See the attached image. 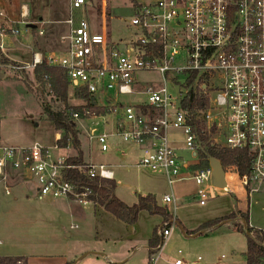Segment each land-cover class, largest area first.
<instances>
[{"label": "built area", "instance_id": "1", "mask_svg": "<svg viewBox=\"0 0 264 264\" xmlns=\"http://www.w3.org/2000/svg\"><path fill=\"white\" fill-rule=\"evenodd\" d=\"M131 6L133 16L126 29L117 30L111 24L108 0H99L97 8L89 0H70L64 21L68 30L60 38L67 43L64 55L36 51L25 67L33 70L44 64L65 71L72 95L87 98L82 112L71 118L86 122L88 141L101 152L110 150L111 138H120L140 151L137 166L162 174L170 187L188 173L197 185L192 199L201 206L228 194L239 198L240 192L250 201L264 191V0H131ZM90 10L97 13L96 20L80 17ZM27 15V6L22 5L20 23L28 28ZM9 32L13 37L21 34L18 27ZM5 37L7 32L0 30L1 52ZM191 91L208 102L199 114L212 146L252 155L245 176L235 166L223 167L225 188L214 185L209 159L208 166L197 168L202 145L192 124L200 118L183 108ZM89 104L98 112L86 109ZM175 131L182 133L181 148L174 145ZM61 139L56 133L53 147L0 144L4 193L10 196L15 184H32L39 199L96 205L91 189L70 180L68 173L78 170L90 180L115 181L114 171L104 164L69 163L70 157L59 154L64 149ZM181 149L194 164L179 155ZM180 200L163 197L172 221L161 231L154 264L175 229ZM225 259L222 255L216 264ZM173 264L206 263L202 257L194 261L179 257Z\"/></svg>", "mask_w": 264, "mask_h": 264}, {"label": "rangeland", "instance_id": "2", "mask_svg": "<svg viewBox=\"0 0 264 264\" xmlns=\"http://www.w3.org/2000/svg\"><path fill=\"white\" fill-rule=\"evenodd\" d=\"M89 1L98 7L99 0ZM69 2L0 0L3 14L0 16V30L8 34L4 38L5 50L0 51L1 145L29 147L38 143L53 147L55 134L63 136L62 132H56L44 110L47 107L56 112L65 109L64 105L55 101L48 84L37 82L33 70L25 66L31 64L32 54L36 51L62 57L67 43L61 42L60 38L68 28L66 25L38 24L37 28L44 32L41 36L39 29L29 30L20 23L19 7L25 3L44 15L53 8L64 11ZM108 13L113 28L126 29L133 16L131 0H108ZM96 14L95 10H90L80 17L94 21ZM16 27L21 34L10 36L9 30ZM114 40L119 41L118 37H114ZM83 107L84 100L72 95V90L68 91L67 108ZM74 123L78 148L69 144V148L61 149L59 154L76 157L81 153L86 163L112 165L118 199L132 206L139 196L151 194L157 205L167 213L163 205L165 195L184 199L178 201L175 212L180 225L176 224L155 264H173L179 257L192 261L202 257L206 264H216L222 255L226 257L222 264H245L246 237L234 231L230 224L220 227L222 229L215 235L190 237L185 234L208 221L235 211L241 212L237 207L234 209L236 198L233 195L218 197L201 206L197 199H192L197 185L188 173L184 174L183 181L170 187L162 174L151 173L137 166L141 154L136 146L126 144L120 138H111L110 150L103 153L95 142L88 141L83 128L86 122L74 120ZM171 135L176 140L174 145L183 147L182 133L175 131ZM178 153L194 164L189 153L182 149ZM249 203L250 220L264 226V195L254 194ZM163 221L161 215L142 211L136 223L129 225L93 204L82 205L66 198L39 199L32 184H24L13 190L12 196H7L1 189L0 257H23L28 262L22 260L17 264H154L157 252L150 256L148 241L154 229L161 226ZM166 223L165 227L169 225Z\"/></svg>", "mask_w": 264, "mask_h": 264}, {"label": "trees", "instance_id": "3", "mask_svg": "<svg viewBox=\"0 0 264 264\" xmlns=\"http://www.w3.org/2000/svg\"><path fill=\"white\" fill-rule=\"evenodd\" d=\"M33 72L37 82L43 85L48 84L54 100L61 102L65 107V109H60L56 112L51 111L47 107L44 110L48 119L54 124L56 132L63 133L62 139L59 142L60 147L66 148L69 144H72L75 148H78L79 141L77 139L75 123L71 115L74 112H82L84 107L79 109L67 108L68 91L70 90L65 71L58 67H49L43 64L33 69ZM77 97L87 100L83 94ZM207 107L208 102L200 99L192 91L190 92L189 99L183 104L185 110L189 111L194 117L199 116L200 118L192 124L198 136V141L202 145V149L199 152L201 161L197 168L208 166V158L213 157L219 160L224 168L235 166L241 177L247 175L250 172L252 162V155L247 150L222 149L212 146L210 143V137L204 130L202 114H199L200 111L205 110ZM86 109L96 110L91 104L87 105ZM68 162L75 165L86 164L81 153L76 157H70ZM68 174V178L73 182L91 189V198L96 206L103 208L106 212L126 224H135L139 213L142 211H147L152 215H161L164 218L163 224L154 229L152 237L148 241L150 256L156 252L162 243L161 231L165 227V224H167L166 222L171 223L172 216L157 205L154 196L151 194L139 196L137 203L129 206L115 196V181L90 180L84 172L78 170L70 171ZM226 224H230L234 231L244 234L246 237L247 249L244 253L245 264H264V231L250 226L248 212H232L227 216L203 223L193 232H185V234L187 236L196 234L208 236ZM21 261V258H0V264H17Z\"/></svg>", "mask_w": 264, "mask_h": 264}, {"label": "crops", "instance_id": "4", "mask_svg": "<svg viewBox=\"0 0 264 264\" xmlns=\"http://www.w3.org/2000/svg\"><path fill=\"white\" fill-rule=\"evenodd\" d=\"M22 5H25L27 6V9H28V15H27V18L24 19L25 22H27V24H33L35 25L36 27L38 26V24H40V26H44V25H48V24H53V25H65L64 24V21L69 17V14H70V2H69V5L65 8L64 11L62 10H59V8H53L51 10H48V12L44 15H42L41 12H35V10H33L32 6L30 5H27L25 3L21 4ZM21 6L19 7V15H20V12H21ZM9 20H11V18H9ZM28 20H31V21H28ZM15 21V20H14ZM16 22V21H15ZM43 23V24H41ZM31 40V36H29V41ZM120 151H118L117 153H119ZM123 155V153L121 154ZM111 168L113 167L112 165H109ZM115 174V173H114ZM24 185L23 184H15L12 188V193H13V190L15 189H19L21 188V186ZM3 190L4 192V189L3 187L1 186L0 184V190ZM12 193H11V196H12ZM260 194H263L264 195V192H261ZM116 196V194H115ZM117 197V196H116ZM235 197V196H233ZM118 198V197H117ZM236 198V197H235ZM184 199H181L180 201H183ZM69 201V200H68ZM71 201V200H70ZM236 204H235V207L234 209L237 207L241 212L243 213H246L248 212L249 213V217H250V203H249V200L246 198V196L244 195V193L240 192L239 193V198H236ZM97 207V206H96ZM103 209V208H102ZM176 218V222H178V219L177 217L175 216ZM177 224L180 225V223L178 222ZM224 226V225H223ZM221 226V227H223ZM250 226L255 228V229H258V230H262L264 231V226L262 225H257V224H254L251 220H250ZM198 228V227H197ZM220 229L222 228H218L217 230L213 231L212 235H215L216 232H218ZM196 230V229H194ZM193 230V231H194ZM191 237V236H190ZM0 258H3V257H0ZM6 258V257H5ZM17 258H21L23 261H26L23 257H17Z\"/></svg>", "mask_w": 264, "mask_h": 264}, {"label": "water", "instance_id": "5", "mask_svg": "<svg viewBox=\"0 0 264 264\" xmlns=\"http://www.w3.org/2000/svg\"><path fill=\"white\" fill-rule=\"evenodd\" d=\"M28 28L35 29L36 26L33 24H30L28 25ZM208 159H209V164L213 168V171H214L213 172L214 185L218 188H225L226 183H225V172H224L223 166L221 165L219 160L213 157H209ZM196 236H198V234L192 235L191 237H196Z\"/></svg>", "mask_w": 264, "mask_h": 264}]
</instances>
